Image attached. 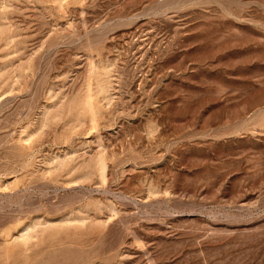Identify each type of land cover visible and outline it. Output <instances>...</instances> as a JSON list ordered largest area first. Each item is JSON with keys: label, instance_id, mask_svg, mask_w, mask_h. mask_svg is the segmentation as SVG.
Returning a JSON list of instances; mask_svg holds the SVG:
<instances>
[{"label": "rangeland", "instance_id": "374dc122", "mask_svg": "<svg viewBox=\"0 0 264 264\" xmlns=\"http://www.w3.org/2000/svg\"><path fill=\"white\" fill-rule=\"evenodd\" d=\"M0 264H264V0H0Z\"/></svg>", "mask_w": 264, "mask_h": 264}]
</instances>
